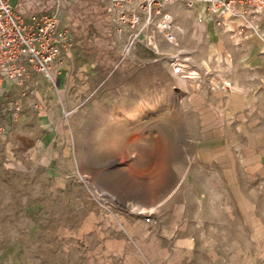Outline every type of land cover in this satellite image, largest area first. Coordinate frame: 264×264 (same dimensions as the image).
<instances>
[{"label":"rangeland","instance_id":"1","mask_svg":"<svg viewBox=\"0 0 264 264\" xmlns=\"http://www.w3.org/2000/svg\"><path fill=\"white\" fill-rule=\"evenodd\" d=\"M172 9L175 42L150 28L148 37L122 45L129 58L119 65L96 60L118 70L91 78L92 85L85 86L88 77L73 74L70 79L80 86L73 84L70 93L57 79L27 98L0 84V264H85L79 235L85 204L94 208L101 201L122 209L127 204L116 198L130 196L133 212L145 220L150 215L155 223L163 200L170 196L166 205L175 206L184 191L192 196L193 181L206 182L202 167L212 157L199 155V149L225 147V141L199 139L200 112L217 116L222 113L217 105L226 98L220 90L254 84L264 60L250 56L264 54V11L217 24L208 14L199 22L198 6L178 2ZM175 53L187 61L185 74L200 70L201 78L174 75ZM240 97L229 112L234 118L228 117L235 128L238 123L237 132L242 131L238 115L245 112ZM242 142L235 138V147ZM145 204L159 206L152 212L142 209Z\"/></svg>","mask_w":264,"mask_h":264},{"label":"crops","instance_id":"2","mask_svg":"<svg viewBox=\"0 0 264 264\" xmlns=\"http://www.w3.org/2000/svg\"><path fill=\"white\" fill-rule=\"evenodd\" d=\"M9 1L22 14L59 9L62 26L72 37V46L54 61L52 69L59 79L58 84H64L69 93L75 88L73 84L80 86L70 79L73 74L88 77L85 86H89L91 78L99 75L108 78L117 72L118 68L113 66H98L96 60L101 57L112 65L129 58L122 49L129 41V30L118 31L109 0ZM198 8L197 18L202 17L205 22L208 13L203 7ZM148 32L146 29V34ZM115 43L118 49L109 51ZM259 53H251L250 59L256 56L258 62H262L264 54L259 57ZM200 72L195 71L198 78H201ZM254 76L257 79L252 85H236L232 92L220 90L226 96L217 105L222 113L215 116L200 112L203 127L199 139L210 137L225 141V147L211 146L209 151L200 147L199 155L209 154L212 158L202 167L206 182L193 181L188 185L191 189L188 194L192 196L184 191L175 206L166 205L170 196L163 200L155 223L133 212L130 196L117 197L115 193L117 202L127 204L122 209L105 207L101 201H97L99 205L94 208L85 204L84 219L79 224L85 264H264V67L255 69ZM107 78L99 85L103 86ZM197 80L194 79L193 84L200 90L202 86ZM44 82L42 77L35 79L36 93L26 94L27 98L39 96L45 90ZM2 84L7 85V89L14 87L8 81ZM238 95L245 109L238 115L241 132H237L238 123L235 128L228 119L229 116L234 118L235 113L229 115V112L234 111ZM239 137L243 142L237 143L236 148L234 141ZM183 182L186 183L185 179L179 182L178 193H182ZM142 206L143 210L154 212L159 204ZM209 209L213 210L210 214Z\"/></svg>","mask_w":264,"mask_h":264},{"label":"built area","instance_id":"3","mask_svg":"<svg viewBox=\"0 0 264 264\" xmlns=\"http://www.w3.org/2000/svg\"><path fill=\"white\" fill-rule=\"evenodd\" d=\"M178 2L188 8L203 7L217 24L225 18L264 11V0H109V6L118 31L129 30L130 47L141 37H148L146 29L150 28L175 42L178 26L172 7ZM198 20L202 22L203 18ZM71 46L72 37L62 26L58 12L22 14L9 0H0V84L8 81L24 95H35L38 77L55 85L57 77L52 65ZM170 64L174 75L195 77V72L185 74L187 61L180 53L172 55ZM150 220L147 215L146 221Z\"/></svg>","mask_w":264,"mask_h":264},{"label":"bare ground","instance_id":"4","mask_svg":"<svg viewBox=\"0 0 264 264\" xmlns=\"http://www.w3.org/2000/svg\"><path fill=\"white\" fill-rule=\"evenodd\" d=\"M201 26H202V27H204V25H203V24H202Z\"/></svg>","mask_w":264,"mask_h":264}]
</instances>
